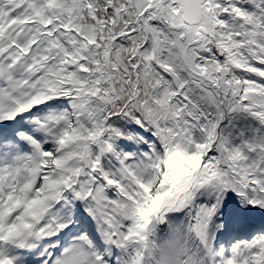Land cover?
<instances>
[{"label":"snow or ice","instance_id":"snow-or-ice-1","mask_svg":"<svg viewBox=\"0 0 264 264\" xmlns=\"http://www.w3.org/2000/svg\"><path fill=\"white\" fill-rule=\"evenodd\" d=\"M0 264H264V0H0Z\"/></svg>","mask_w":264,"mask_h":264}]
</instances>
